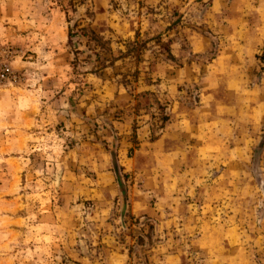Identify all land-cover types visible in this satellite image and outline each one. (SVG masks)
Segmentation results:
<instances>
[{
	"label": "rangeland",
	"instance_id": "374dc122",
	"mask_svg": "<svg viewBox=\"0 0 264 264\" xmlns=\"http://www.w3.org/2000/svg\"><path fill=\"white\" fill-rule=\"evenodd\" d=\"M191 63L214 85L165 101L155 67ZM165 241L264 264V0H0V264H164Z\"/></svg>",
	"mask_w": 264,
	"mask_h": 264
},
{
	"label": "crops",
	"instance_id": "0c3cea01",
	"mask_svg": "<svg viewBox=\"0 0 264 264\" xmlns=\"http://www.w3.org/2000/svg\"><path fill=\"white\" fill-rule=\"evenodd\" d=\"M226 25L222 24L220 25L221 31L223 32V29H226ZM201 40H197L194 43V47L195 49H197L199 47V45H201ZM206 43V40L204 41ZM203 42V43H204ZM229 45H227L226 47H224V49L222 51H226L228 50ZM208 48V45L205 46V49ZM227 48V49H226ZM246 47L243 45H238V46H234L233 49H238L240 53L243 52V50ZM234 53V51H230L228 50L227 55L228 56H232ZM162 69H159L161 68ZM157 77L162 79V82L159 84L160 86H162V89L159 90V92L161 93L163 99L165 101L168 102H173L176 101L180 97V95H178V93L180 92V89L182 90L183 87H188L190 84H192L195 81H199L200 84V89L204 90V88H208L211 87L212 85H214V82H212L211 78H210V74H208V72H206L205 70V66L202 65H194V64H187L178 68H172L171 70L165 66V65H157ZM156 70V69H155ZM159 70V71H158ZM201 72V73H200ZM209 77V82L207 84V79ZM238 83V81H237ZM210 84V86H209ZM234 87V85H232ZM183 98H187V97H183ZM181 106H179L177 112H176V116H181V124H185L187 123V125H190V120L188 118L185 117L186 114H188V110L190 109L189 106L187 105H183L182 102L179 103ZM203 109V110H202ZM199 110H201V113L203 115V113L205 112L204 107H200ZM228 107L225 109V111L223 112L221 109L219 108H215V112H217L218 114H224L225 112H228L229 114L231 113L230 111H228ZM206 115V114H204ZM199 119H201V121H199V128L203 129L204 127L207 126V128L209 127V125H211L212 122H207V120H205L203 117H199ZM212 127H215V133H213L211 136L213 138H215L217 141H221L222 137L216 135V132H221L223 129V125H221L218 121H215V125L214 122L211 125ZM181 125L179 126V130H180ZM187 128H190L189 126ZM205 134V133H204ZM173 138H178L177 134L174 133L173 134ZM200 138H204L202 135H199ZM179 138H182V136L180 135ZM191 147V146H190ZM189 152V151H188ZM177 152H175V150H173L170 153H166L168 155H174ZM185 226L182 225V227H178V230L180 231H184L185 230ZM199 233V232H198ZM167 246L166 241L163 242L162 244L157 245L156 249L153 248L152 250L154 251L153 256H157L158 258L161 256V258H159L158 262L160 263H164V264H189V263H183V261H181V259L177 258V255H166V254H161L162 249H165L164 246ZM192 245L195 248V250H199L201 251V256H205L203 254V250H206L209 247V243H207L206 240V236L205 233H200L196 238L193 239L192 241ZM161 254V255H159ZM226 253L222 251V248H219L217 250V252L210 254V256H208L207 258V262H205V264H233L231 262V260L228 259V257H225ZM230 261V262H229ZM182 262V263H181Z\"/></svg>",
	"mask_w": 264,
	"mask_h": 264
},
{
	"label": "trees",
	"instance_id": "16d2710c",
	"mask_svg": "<svg viewBox=\"0 0 264 264\" xmlns=\"http://www.w3.org/2000/svg\"><path fill=\"white\" fill-rule=\"evenodd\" d=\"M82 35H83V36L85 35V33H83V31H82ZM71 36H72V28L69 27V29H68V37H69V39L71 38ZM93 36H94V35H93ZM93 38L95 39V41H98V42H97V44H98L97 46H99L100 49H103L104 47H103L102 44H100L99 39L96 38L95 36H94ZM169 58L172 60V59H173L172 55H169Z\"/></svg>",
	"mask_w": 264,
	"mask_h": 264
}]
</instances>
